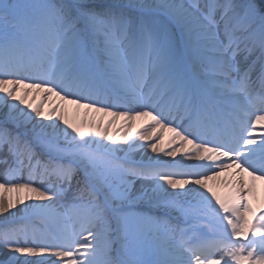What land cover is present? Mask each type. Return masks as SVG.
Instances as JSON below:
<instances>
[{"label":"snow or ice","instance_id":"1","mask_svg":"<svg viewBox=\"0 0 264 264\" xmlns=\"http://www.w3.org/2000/svg\"><path fill=\"white\" fill-rule=\"evenodd\" d=\"M0 106V264H264V0H0Z\"/></svg>","mask_w":264,"mask_h":264},{"label":"bare ground","instance_id":"2","mask_svg":"<svg viewBox=\"0 0 264 264\" xmlns=\"http://www.w3.org/2000/svg\"><path fill=\"white\" fill-rule=\"evenodd\" d=\"M29 101H31V96H29ZM53 100H56L55 97L52 98ZM9 103H12L11 101H9ZM23 107V106H21ZM66 108H67V115L68 117L71 119V118H76L77 120H80V119H84V113L87 111L85 109H77L75 105H71V104H68L66 105ZM97 117L99 118L100 114L98 113H89L88 114V117L91 118V117ZM105 119H110V118H105ZM0 122H3L5 124H10L14 127L15 124L8 119V109L6 107H2L0 106ZM122 123V121H118L117 122V125L114 126L111 131L115 132L117 130V128L119 127V124ZM148 123V121H145V120H137L134 124V127L132 129L133 132H137V131H141L142 130V125H146ZM173 136V133L171 132H168V131H165L164 132V139H163V142H161L160 144V147L166 151H171V147L169 146L168 144V141L169 139ZM174 147H178V143L176 145H173ZM146 155L148 157H153L155 158L158 154H155V153H152L150 150L147 151ZM160 155V158L163 159V160H167V161H171L173 160V157H165L161 154ZM140 154L137 153L136 154V157L137 159L139 158ZM181 156H182V153H178L177 156L175 157L176 160H179L181 159ZM186 164L188 163H195V161H188V160H185L184 161ZM262 188H264V186H261ZM9 195H17L16 193H10ZM262 195H264V193H262ZM255 206V205H254ZM20 205L17 206L16 209H13V211H19L20 209ZM5 215H8V214H5ZM3 216H0V220H3ZM35 226L38 230L40 231H47L48 229H50L52 227V225H46L44 223H41L39 221H36L35 222ZM23 242V241H22ZM7 251V250H6ZM24 257H21V259H23ZM31 259H39V257H35V258H31Z\"/></svg>","mask_w":264,"mask_h":264},{"label":"rangeland","instance_id":"3","mask_svg":"<svg viewBox=\"0 0 264 264\" xmlns=\"http://www.w3.org/2000/svg\"><path fill=\"white\" fill-rule=\"evenodd\" d=\"M0 126H3V127H5V128H7L8 130H10L8 127H10V128L14 127V126H12V125H10V124H4V125H0ZM14 128H16V127H14ZM10 131H11V130H10Z\"/></svg>","mask_w":264,"mask_h":264},{"label":"water","instance_id":"4","mask_svg":"<svg viewBox=\"0 0 264 264\" xmlns=\"http://www.w3.org/2000/svg\"><path fill=\"white\" fill-rule=\"evenodd\" d=\"M5 123H3V122H0V125H4ZM12 132H16L17 131V128H14V127H12V128H10V127H8Z\"/></svg>","mask_w":264,"mask_h":264}]
</instances>
